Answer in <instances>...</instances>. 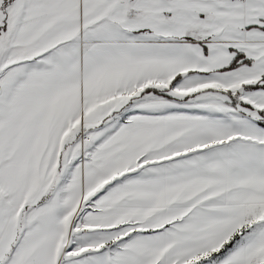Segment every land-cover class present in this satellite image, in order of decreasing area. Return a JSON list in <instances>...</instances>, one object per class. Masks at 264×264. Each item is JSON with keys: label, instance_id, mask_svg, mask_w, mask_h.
I'll return each mask as SVG.
<instances>
[{"label": "snow or ice", "instance_id": "1", "mask_svg": "<svg viewBox=\"0 0 264 264\" xmlns=\"http://www.w3.org/2000/svg\"><path fill=\"white\" fill-rule=\"evenodd\" d=\"M0 264H264V0H0Z\"/></svg>", "mask_w": 264, "mask_h": 264}]
</instances>
